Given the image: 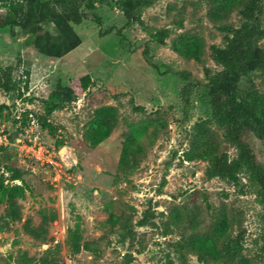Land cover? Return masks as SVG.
Instances as JSON below:
<instances>
[{"label":"rangeland","instance_id":"obj_1","mask_svg":"<svg viewBox=\"0 0 264 264\" xmlns=\"http://www.w3.org/2000/svg\"><path fill=\"white\" fill-rule=\"evenodd\" d=\"M81 1L83 19L74 26L80 44L60 58L36 51L33 27L16 28L14 35L0 30V67L14 66L19 88L0 94V128L12 143L0 148V170L24 172L11 182L23 189L17 198L21 221L7 222V206L0 204V264H16L24 253L38 263L178 264L171 244L198 237L211 238L217 254L200 260L189 252L190 264H226L220 254L236 239L240 253L227 264H264V196L253 174L241 169L238 184L208 179L207 162L193 153L200 130L224 146L208 103L209 79L222 69L211 46L224 45L226 29L239 23L238 10L221 18L214 14L220 0H141L128 18L132 0ZM260 22L264 28V0ZM40 27L57 36L51 21ZM183 36L201 41L198 60L175 50ZM256 46L264 49V38ZM85 75L90 85L80 97L46 113L50 92ZM234 86L263 92L264 72L231 77L226 89ZM109 107L115 123L94 144L92 123ZM243 134L263 165L264 133L248 123ZM35 135L55 148V169L21 153L18 139ZM127 144L128 161L121 166ZM145 213L151 217L140 226ZM110 215L120 220L109 222ZM43 216L55 218L39 241L23 223L30 219L38 227ZM83 244L89 249L76 252Z\"/></svg>","mask_w":264,"mask_h":264},{"label":"trees","instance_id":"obj_2","mask_svg":"<svg viewBox=\"0 0 264 264\" xmlns=\"http://www.w3.org/2000/svg\"><path fill=\"white\" fill-rule=\"evenodd\" d=\"M81 0H0V30L8 29L15 34V29L23 31L34 28V47L37 52L49 57L60 58L72 51L80 44V39L74 29L83 19L79 8ZM145 2L132 0L131 6L126 10L128 18L131 17L133 7L141 6ZM217 17H224L234 9L240 16L236 27L226 29L223 46H211L212 59L221 66V70L211 76L208 85V103L211 109L212 122L224 131V146L221 148L219 140L210 132L200 130V136L195 142L193 151L187 154L191 158L192 152L197 158L207 162L205 175L208 179L220 178L227 182L238 184V173L247 169L253 174L255 181L262 189L264 196V164L259 165L243 131L244 125L252 123L264 133V91L243 89L234 86L226 89V84L231 77L235 79L248 78L253 72H264V49L256 46L259 39L264 38V28L261 26L260 16L263 9V0H220L217 6ZM222 18V17H221ZM219 18V19H221ZM49 20L53 23L57 36L40 27V23ZM159 42H163L160 38ZM175 50L184 58H200L201 41L183 36L175 44ZM14 66L0 67V94L7 95L18 91V82L14 77ZM28 75V72H26ZM90 76L79 78L77 83L69 82L64 90L57 89L49 93L45 101L46 113L64 108L67 104L80 97L89 85ZM185 91L186 88L184 89ZM185 91L181 94L184 95ZM1 112V106H0ZM114 108H106L97 112L92 123L90 139L98 144L106 139L116 120ZM128 144L120 157L121 166H126L128 161ZM2 149H6L0 146ZM5 171L0 170V204H6L5 217L7 222L21 221L22 213L17 198L23 190L18 184L11 182L21 181L24 172L18 168L7 166ZM9 174V176H7ZM11 183V184H10ZM151 215L145 213L138 221L144 226L149 222ZM55 216H43L42 224L33 226L27 219L23 223V230L33 239L46 240L48 219L54 220ZM120 218L110 215L108 221L115 223ZM126 238L122 236L121 240ZM175 251L178 264H190L188 253L193 252L202 260L205 255H216L214 241L211 238H189L185 242L171 244ZM89 249L87 244L76 245L75 251ZM239 240H229L224 245L225 252L220 257L225 263H231L240 253ZM36 262L34 257L22 254L21 260L16 264H57L42 258Z\"/></svg>","mask_w":264,"mask_h":264},{"label":"built area","instance_id":"obj_3","mask_svg":"<svg viewBox=\"0 0 264 264\" xmlns=\"http://www.w3.org/2000/svg\"><path fill=\"white\" fill-rule=\"evenodd\" d=\"M18 141L22 143L20 146V151L21 153L23 152L24 157L33 159L42 165L49 166L55 169L57 165L56 158H58V156L56 155V150L54 147H49L48 145L40 141L37 135H35L33 139H18ZM11 144L12 143L8 138L6 130L4 129V126H2L0 128V146L6 148L10 147Z\"/></svg>","mask_w":264,"mask_h":264}]
</instances>
